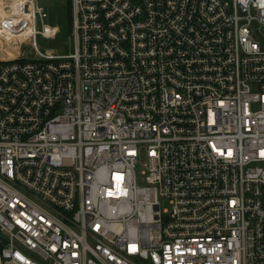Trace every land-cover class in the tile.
<instances>
[{
	"label": "built area",
	"instance_id": "1",
	"mask_svg": "<svg viewBox=\"0 0 264 264\" xmlns=\"http://www.w3.org/2000/svg\"><path fill=\"white\" fill-rule=\"evenodd\" d=\"M69 4L0 0V264H264V0Z\"/></svg>",
	"mask_w": 264,
	"mask_h": 264
},
{
	"label": "rangeland",
	"instance_id": "2",
	"mask_svg": "<svg viewBox=\"0 0 264 264\" xmlns=\"http://www.w3.org/2000/svg\"><path fill=\"white\" fill-rule=\"evenodd\" d=\"M39 5L44 7L47 24L58 28V35L54 42L37 41L41 51L50 52L55 51L56 54H67L71 51V32H70V4L69 0H39ZM1 51V50H0ZM10 55H15L17 51L6 52ZM6 54V55H7ZM5 53L1 51V56ZM6 57V56H5Z\"/></svg>",
	"mask_w": 264,
	"mask_h": 264
},
{
	"label": "water",
	"instance_id": "3",
	"mask_svg": "<svg viewBox=\"0 0 264 264\" xmlns=\"http://www.w3.org/2000/svg\"><path fill=\"white\" fill-rule=\"evenodd\" d=\"M23 56H25V52L23 53Z\"/></svg>",
	"mask_w": 264,
	"mask_h": 264
},
{
	"label": "bare ground",
	"instance_id": "4",
	"mask_svg": "<svg viewBox=\"0 0 264 264\" xmlns=\"http://www.w3.org/2000/svg\"><path fill=\"white\" fill-rule=\"evenodd\" d=\"M0 56H1V51H0Z\"/></svg>",
	"mask_w": 264,
	"mask_h": 264
},
{
	"label": "crops",
	"instance_id": "5",
	"mask_svg": "<svg viewBox=\"0 0 264 264\" xmlns=\"http://www.w3.org/2000/svg\"><path fill=\"white\" fill-rule=\"evenodd\" d=\"M51 25V24H50Z\"/></svg>",
	"mask_w": 264,
	"mask_h": 264
}]
</instances>
